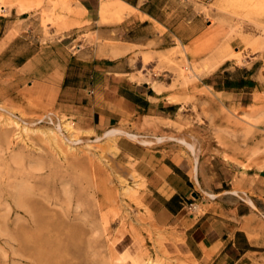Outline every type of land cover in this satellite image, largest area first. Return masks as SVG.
Segmentation results:
<instances>
[{
  "label": "rangeland",
  "instance_id": "374dc122",
  "mask_svg": "<svg viewBox=\"0 0 264 264\" xmlns=\"http://www.w3.org/2000/svg\"><path fill=\"white\" fill-rule=\"evenodd\" d=\"M63 1L0 6L32 7L48 35ZM227 1L229 21L199 46L148 48L130 64L176 104L170 116L130 110L96 133L58 107L56 88L45 84L51 78L28 68L0 72V264H199L183 252L177 226L158 217L119 138L169 154L198 176L201 202L187 207L191 215L233 197L264 219V46L250 44L264 41V0ZM99 19L106 22L102 8ZM102 65L79 59L78 78ZM40 250L53 254L46 259Z\"/></svg>",
  "mask_w": 264,
  "mask_h": 264
},
{
  "label": "crops",
  "instance_id": "0c3cea01",
  "mask_svg": "<svg viewBox=\"0 0 264 264\" xmlns=\"http://www.w3.org/2000/svg\"><path fill=\"white\" fill-rule=\"evenodd\" d=\"M63 2L66 7L61 3L55 9L54 23L47 24L48 35L40 13L32 7L0 6V61L7 60L0 63V72L28 68L43 79L51 78L44 83L56 88L58 107L86 119L96 133L116 125L130 110L170 116L176 104L162 96L165 91L139 80L130 64L142 62L148 48L163 53L199 46L216 24L230 19L225 11L230 10L227 0ZM106 2V22L102 23L100 10ZM80 21H84L82 26H78ZM20 46L24 49L13 52ZM186 58L191 61L189 55ZM79 59L99 62L102 70L98 73L87 66L86 79L78 78L82 76ZM142 144L119 138L117 146L135 159V170L146 181L158 217L182 232L185 254L199 264H264V219L258 218L250 204L233 197L214 199L201 215H191L187 207L201 202L195 192L198 176L193 179L184 162ZM194 194L197 198L191 200Z\"/></svg>",
  "mask_w": 264,
  "mask_h": 264
},
{
  "label": "bare ground",
  "instance_id": "6f19581e",
  "mask_svg": "<svg viewBox=\"0 0 264 264\" xmlns=\"http://www.w3.org/2000/svg\"><path fill=\"white\" fill-rule=\"evenodd\" d=\"M109 2V1H108ZM124 2V1H123ZM109 3H104L103 4V6H102V9H103V11H104V13H106L107 12V10H106V8L109 6L108 5ZM127 4V3H126ZM117 12H118V10H117ZM250 44L251 45H253L255 48L256 47H259V46H264V41H259V40H252V41H250ZM261 49H262V47H261ZM115 131H120V129H117V130H115ZM112 132H114V131H112ZM110 133H111V131H110ZM112 134V133H111ZM56 135V134H55ZM113 135V134H112ZM115 135V134H114ZM54 139H57V138H55V137H53ZM40 252V254H44L45 256H46V259H49V257H51V255L53 254V253H51V252H49V251H39ZM56 252H58V251H56ZM117 261H118V259H117Z\"/></svg>",
  "mask_w": 264,
  "mask_h": 264
}]
</instances>
